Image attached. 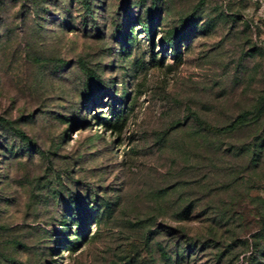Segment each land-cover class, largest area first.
Masks as SVG:
<instances>
[{"label": "rangeland", "instance_id": "obj_1", "mask_svg": "<svg viewBox=\"0 0 264 264\" xmlns=\"http://www.w3.org/2000/svg\"><path fill=\"white\" fill-rule=\"evenodd\" d=\"M261 96L264 0H0V264H167L170 228L203 241L220 220L235 250L189 264L254 262L264 178L230 151L250 134L205 126Z\"/></svg>", "mask_w": 264, "mask_h": 264}, {"label": "trees", "instance_id": "obj_2", "mask_svg": "<svg viewBox=\"0 0 264 264\" xmlns=\"http://www.w3.org/2000/svg\"><path fill=\"white\" fill-rule=\"evenodd\" d=\"M145 31L153 38L154 28L149 24L146 23ZM167 37H164L162 42L165 46H168L174 55L179 58L181 48L180 42L181 40H188L190 35L193 33L192 30L187 32L183 30V28L175 29L173 31H167ZM256 112H242L238 114L230 123L221 126V127H214V126H205L206 130L209 132L219 135V134H227L233 133L240 130L247 131L249 133V138H247V142L241 143L240 145H233L231 150L233 155L239 157L241 159L242 164L244 165L245 171L249 174V179L253 175L256 177L264 178V96H261L257 101ZM4 150L9 154L11 152L13 155L17 154L16 148H9L8 146L4 148ZM260 203L263 202L261 197L256 198ZM75 204V208L71 209V214L73 216V220L75 225L77 226L80 233H84L86 222L90 220L92 214L90 212L91 208H87L86 206L80 205L78 200H73ZM196 205L193 202L187 203L177 214L180 216L181 219L183 218H191L193 217V212H195ZM260 212L264 214V204L260 205ZM218 218H223L221 214ZM210 224V229L213 230L211 238L207 237L203 241L200 240H193L188 235L189 233L185 232L184 229L181 227H176L174 229L170 228L169 231H173V243L175 244V248L172 253H169L164 250L163 256L164 259L167 261V264H189L196 259V255L198 250L206 248V243L210 244V248H214L216 242L222 241L221 247H218L216 250L215 255L213 256L214 259H220L224 255V251L233 247L232 250H235V243L229 242L224 243V239L226 241L228 237L225 234H219L216 232L217 229L225 227L228 230L227 222L224 223L221 220L215 223ZM177 241V242H176ZM80 243H74L69 245V248L75 252L78 249ZM206 245V247H205ZM198 246V247H197ZM224 248V249H223ZM256 251V250H255ZM255 254L254 262H249V264H264V248L261 250H257L253 252L252 255ZM251 255V256H252Z\"/></svg>", "mask_w": 264, "mask_h": 264}]
</instances>
